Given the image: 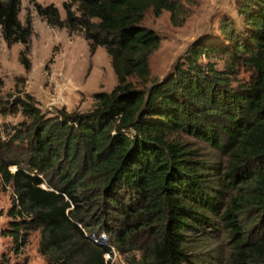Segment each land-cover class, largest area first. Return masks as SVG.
<instances>
[{"label": "trees", "instance_id": "trees-1", "mask_svg": "<svg viewBox=\"0 0 264 264\" xmlns=\"http://www.w3.org/2000/svg\"><path fill=\"white\" fill-rule=\"evenodd\" d=\"M22 2L0 0V26L10 45L25 46L20 61L30 71L34 27L20 20ZM194 2L65 0V18L55 4H35L52 28L83 34L92 54L104 47L118 84L84 113L48 117L30 93L11 102L26 118L8 139L0 133L3 189L13 188L4 234L16 253L40 229L50 264H106L113 245L130 254L128 264H182L186 232L219 216L233 248L228 264H264V0H239L243 31L222 20L225 44L197 40L149 85L161 37L143 24L147 12L183 24ZM180 133L225 163L192 160ZM101 234L109 243L92 236Z\"/></svg>", "mask_w": 264, "mask_h": 264}, {"label": "rangeland", "instance_id": "rangeland-1", "mask_svg": "<svg viewBox=\"0 0 264 264\" xmlns=\"http://www.w3.org/2000/svg\"><path fill=\"white\" fill-rule=\"evenodd\" d=\"M64 1L22 2L20 20L25 24L31 17L34 27L28 55L32 62L30 71L20 61V53L25 46L22 43L10 45L0 26V77L4 82L0 92V133L3 140L8 139L20 123L26 120L16 104L11 106L12 101L25 97L26 93L36 98L46 116L52 117L60 109L79 113L90 111L96 104V93L110 92L118 84L111 58L104 47H98L92 54L83 34L70 35L67 29L52 28L40 17L35 5L55 4L62 18H65ZM238 4L239 0H195L189 7V15L183 24L174 23L167 11L157 17L149 10L143 24L157 32L161 37V44L150 56L151 75L148 84L162 80L171 73L176 62L186 55L197 40L225 44L220 31L222 20H235L238 30L243 31L244 21L238 13ZM217 67L222 69L223 61H218ZM238 77L249 80L250 73L241 70ZM131 80L138 83L135 78ZM176 136L188 151H194L192 160L203 162L207 168L225 163V158L207 142L185 133ZM11 169L13 171L14 167ZM211 179L214 185V177ZM12 196L13 188L8 186L3 189L0 174V264H50L40 250V229L30 232L28 244L20 253L14 251L13 239L4 234L9 230L12 220L8 216ZM226 204L227 200L224 199L221 206L224 208ZM211 217L213 224L198 226L197 230L186 232L185 248L188 258H184L182 264L229 263L233 255L229 232L219 216ZM92 236L97 241L109 243L106 234ZM112 248L115 250L112 256L104 255L107 264H128L130 254L120 252L114 245Z\"/></svg>", "mask_w": 264, "mask_h": 264}, {"label": "built area", "instance_id": "built-area-1", "mask_svg": "<svg viewBox=\"0 0 264 264\" xmlns=\"http://www.w3.org/2000/svg\"><path fill=\"white\" fill-rule=\"evenodd\" d=\"M15 170H16V168H14L13 171H15ZM113 253H115V250L112 248V252H111V253L108 252V253H106V254H107L108 257H110V256H112L111 254H113ZM106 264H107V262H106Z\"/></svg>", "mask_w": 264, "mask_h": 264}]
</instances>
